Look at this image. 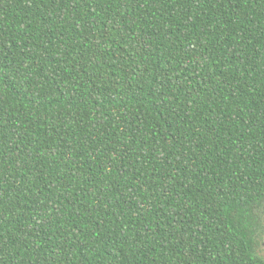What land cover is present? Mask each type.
I'll return each mask as SVG.
<instances>
[{"label":"trees","instance_id":"obj_1","mask_svg":"<svg viewBox=\"0 0 264 264\" xmlns=\"http://www.w3.org/2000/svg\"><path fill=\"white\" fill-rule=\"evenodd\" d=\"M264 0H0V264H264Z\"/></svg>","mask_w":264,"mask_h":264},{"label":"rangeland","instance_id":"obj_2","mask_svg":"<svg viewBox=\"0 0 264 264\" xmlns=\"http://www.w3.org/2000/svg\"><path fill=\"white\" fill-rule=\"evenodd\" d=\"M264 241V238L263 240ZM261 241V244H260V247H259V250H258V254L261 256V257H264V243H262Z\"/></svg>","mask_w":264,"mask_h":264},{"label":"snow or ice","instance_id":"obj_3","mask_svg":"<svg viewBox=\"0 0 264 264\" xmlns=\"http://www.w3.org/2000/svg\"><path fill=\"white\" fill-rule=\"evenodd\" d=\"M262 243H264V241H262Z\"/></svg>","mask_w":264,"mask_h":264}]
</instances>
